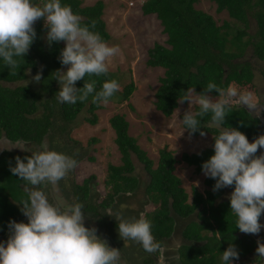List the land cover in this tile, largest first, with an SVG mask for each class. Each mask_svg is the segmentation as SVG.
Masks as SVG:
<instances>
[{"label": "trees", "instance_id": "trees-1", "mask_svg": "<svg viewBox=\"0 0 264 264\" xmlns=\"http://www.w3.org/2000/svg\"><path fill=\"white\" fill-rule=\"evenodd\" d=\"M197 1L144 0L141 4L142 13L154 14L166 35L167 46L155 42L147 50L146 63L150 67L164 69L155 92L154 105L167 117L173 113L178 106V100L188 88H195L199 93L210 81L224 88L234 84L240 91L248 90L255 93L251 64L237 60L243 57L250 46L253 54L264 61V0H211L216 4L218 13L226 11L233 20L232 23L224 20L220 25L212 15L195 7ZM44 2L45 0H33V3L41 6ZM61 4L70 5L73 13L83 18L82 24L90 25L91 20H96L97 24L93 31L98 32L104 41L110 40L111 35L103 19L105 3L102 0H96L91 5H82V0H61ZM251 19L255 23L254 33L247 31ZM34 27L36 39L29 53L23 58H18L20 68L16 75L9 74V69L0 58V139L39 142L52 130L54 122L60 121L62 124L71 122L84 108L89 114L85 120L92 125L97 123L95 112L101 104H93L91 95L88 101H77L74 105L59 103L56 100L55 94L59 87L56 86L58 82L53 79L52 73L64 67L58 57L65 46L62 41L49 46L44 38L47 29L44 27L43 19L37 21ZM41 66L42 79L37 88L28 85H6L24 80L28 69L37 72ZM262 76L264 79V69ZM93 79L97 81V91L105 80L114 79L118 82L120 91L109 101L128 100L135 89L132 80L123 84L122 77L112 71H109L107 76L85 77L89 82ZM83 84L84 80L77 81L76 86L83 87ZM210 95L216 97L218 93L213 91ZM197 119L200 121L202 131L213 136L219 134V129L211 122L210 113ZM109 123L115 133L114 141L120 153L121 164H107L104 181L106 193L98 203L92 201L90 196L92 192L90 180L93 177L91 176L84 179L81 184L73 183L70 186L67 197L72 198V204L82 203L83 214L96 218L97 225L102 227L109 218V215L102 212L110 208L119 195L133 192L139 185L137 177L132 175L135 170L132 155H135L149 177L145 184V194L151 203L158 206L154 211L145 213V217L151 222V232L155 241L162 245V241L171 236L175 228L174 216L186 218L196 212L199 221H189L182 231V236L187 242L178 248L180 264H223L222 252L227 249L229 243L236 245L239 259L246 261L255 248L256 241L249 234L239 235L240 231L236 227L237 218L230 210L229 199L217 202L223 189L213 192L215 180L211 178L205 180L210 189L204 192L192 186L189 201L188 193L181 186V179L174 174L178 159L167 146L158 150V162L156 167H153L152 159L138 145L136 137L129 135V123L125 115L114 114ZM182 126L184 128L183 124ZM223 126L237 128L249 140L264 133L260 118L236 103L232 104L226 116V124ZM59 129L63 131L64 126L61 125ZM191 135L200 136V133L197 131ZM211 142L213 145L214 140ZM213 154V147H208L200 153H183L180 160L193 166L195 172L199 173L202 171V163ZM30 155L7 150L0 153V236L9 230L10 220L22 222L26 218L21 213L19 204L28 198L24 188L31 186L14 176L10 172V165L15 166L16 156L23 159ZM229 188L234 190L233 187ZM113 225L118 228L117 222ZM217 232L221 239H217ZM158 252L159 250L155 254H159Z\"/></svg>", "mask_w": 264, "mask_h": 264}, {"label": "clouds", "instance_id": "clouds-1", "mask_svg": "<svg viewBox=\"0 0 264 264\" xmlns=\"http://www.w3.org/2000/svg\"><path fill=\"white\" fill-rule=\"evenodd\" d=\"M41 19L47 29L44 38L49 46L54 42L65 43L58 59L62 66H67L66 70L57 69L52 73L59 84L56 100L74 105L77 101H88L91 95L93 104L107 105L120 91L118 82L105 80L97 91V81L89 82L85 77L107 76L109 65L121 55V49L118 45L110 46L93 31L96 20H91L90 25L82 24L83 18L74 14L70 5H62L61 0H45L42 6L33 0H0V58L9 74H17L18 58L29 53L37 36L34 25ZM42 72L43 66L31 77L32 82L39 83ZM81 80H84L83 87H77V81ZM213 91L218 96H211ZM184 102L189 107L180 120L183 132L187 130L191 135L199 131L205 136L197 117L209 113L212 124L219 129V134L212 137L214 154L202 163L203 174L215 180L213 192L233 187L227 198L237 218L236 227L241 233L259 235L264 228L260 223L264 213V151L257 153L264 149V133L249 142L237 128L223 125L233 102L255 116L264 112V106L251 91H240L231 84L224 88L211 81L199 93L195 88H188L178 100V103ZM196 108L199 110L194 111ZM77 164L73 157L47 148L33 151L23 159L15 157V166L10 165V172L31 186L24 188L28 198L19 204L28 222L9 221L8 239L0 241V264H118L119 249L110 247L106 239L98 236L95 227L85 226L82 203L75 202L61 210L40 190L45 182L56 185L65 179ZM115 219L122 240L136 242L150 254L160 249V243L152 235L151 222L143 214L138 219L125 218L118 211ZM217 233V239H221ZM256 243L257 257L264 259V242L257 239ZM233 259H239V252L235 244L229 243L221 260L223 264H232Z\"/></svg>", "mask_w": 264, "mask_h": 264}, {"label": "rangeland", "instance_id": "rangeland-1", "mask_svg": "<svg viewBox=\"0 0 264 264\" xmlns=\"http://www.w3.org/2000/svg\"><path fill=\"white\" fill-rule=\"evenodd\" d=\"M95 1L82 0V5H91ZM102 1L105 3L103 19L111 35L107 43L110 46L118 45L121 49V55L113 58L112 63L109 65V71L118 73L122 77L123 84L133 81L135 89L129 99L123 102L109 101L107 105L101 104L95 112L97 123L94 125L85 120L86 117H89L86 108L80 111L71 122L62 124L60 121H56L52 126V130L39 142L9 141L6 138H1L0 153L7 150L31 154L33 151L47 148V150H54L73 157L78 161L77 167L56 185L47 182L41 184L40 190L46 193L50 203L63 210L69 207L73 201L71 197H67L70 186L73 183L81 184L84 179L93 176L90 180L92 190L90 196L92 201L95 200L98 203L106 193L104 181L107 175V164H121L120 153L114 141L115 133L110 126L109 119L114 114H124L129 123V135L136 137L138 145L152 159L153 167H156L158 162V150L163 146H167V149L178 159L174 174L181 179V186L188 193L190 201L192 186L201 192L210 189L205 183L208 177L202 171L195 172L193 166H189L180 160L181 155L183 153H200L203 149L213 147L211 142L213 134L206 133L202 137L201 135L192 136L186 130L183 132L184 128L180 120H182L184 112L189 107L187 102L178 103V106L168 117L155 108V92L164 69L147 65V50L155 42L167 46L165 43L166 35L162 31L160 21L154 14L144 15L142 13L141 4L144 0ZM195 7L212 15L218 25L224 20L231 23L233 21L226 11L218 13L216 4L211 0H198ZM247 31L248 33H254L255 31V23L252 19L250 20V28ZM62 44L65 46L63 41ZM237 61H247L251 64L253 83L256 88L255 93H252L259 104L263 106L264 79L262 71L264 61L253 54L250 46L246 49L243 57ZM66 67L64 66L61 69L66 70ZM28 70L24 80L6 85H28L37 88L38 83L31 80V77L37 72L30 69V73H28ZM56 86L59 87V84L56 83ZM251 90L253 91L252 88ZM177 109H179V112H176ZM262 117L264 121V114ZM260 123H262L261 120ZM61 125L64 126L63 131L59 129ZM252 141L249 140V142ZM261 151H264V149L258 150V153ZM132 160L135 165L132 175L139 180L138 187L133 192L119 195L114 204L105 212H102L109 215L107 223L103 224L102 227L97 225L96 218L89 215H84L86 219L85 226L95 227L98 230L97 235L106 239L110 247L119 249L121 256L118 264H180L178 248L187 242L182 236V231L189 221H199L196 212L186 218L172 215L175 218V228L171 236L162 241L159 254L147 253L140 244L130 240H122L119 237L118 228L113 225L114 222L118 223L115 219L118 211L125 218L135 217L138 219L141 214L145 216L146 212L154 211L158 207L151 203L145 194V184L149 177L143 168V164L138 161L135 155H132ZM232 191L229 187L223 188L217 202L228 199L227 197ZM22 222L27 223V217ZM260 223L264 224V213L261 214ZM243 234L239 232V235ZM249 235L255 241L260 239L264 242V228L261 229L259 235ZM8 236L9 232L4 233L0 236V241H6ZM257 246L256 243L246 261L233 259L232 264H264V259L257 257L255 252ZM147 259L151 261L146 262Z\"/></svg>", "mask_w": 264, "mask_h": 264}, {"label": "flooded vegetation", "instance_id": "flooded-vegetation-1", "mask_svg": "<svg viewBox=\"0 0 264 264\" xmlns=\"http://www.w3.org/2000/svg\"><path fill=\"white\" fill-rule=\"evenodd\" d=\"M263 106H264V105H263ZM263 114H264V112H261L260 115L257 116V117H259L260 120L262 121V128H263V132H264V121L262 120V119H263V117H262ZM260 116H261V117H260Z\"/></svg>", "mask_w": 264, "mask_h": 264}, {"label": "water", "instance_id": "water-1", "mask_svg": "<svg viewBox=\"0 0 264 264\" xmlns=\"http://www.w3.org/2000/svg\"><path fill=\"white\" fill-rule=\"evenodd\" d=\"M6 232H9V230H8V231H6Z\"/></svg>", "mask_w": 264, "mask_h": 264}]
</instances>
